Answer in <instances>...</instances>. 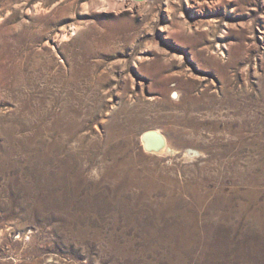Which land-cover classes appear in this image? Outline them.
Masks as SVG:
<instances>
[{
  "label": "rangeland",
  "instance_id": "obj_1",
  "mask_svg": "<svg viewBox=\"0 0 264 264\" xmlns=\"http://www.w3.org/2000/svg\"><path fill=\"white\" fill-rule=\"evenodd\" d=\"M6 155L0 264H264V0H0Z\"/></svg>",
  "mask_w": 264,
  "mask_h": 264
},
{
  "label": "bare ground",
  "instance_id": "obj_2",
  "mask_svg": "<svg viewBox=\"0 0 264 264\" xmlns=\"http://www.w3.org/2000/svg\"><path fill=\"white\" fill-rule=\"evenodd\" d=\"M33 107V106H32ZM31 107L30 109V120L31 121H36L40 116H41V112H38V110L33 109ZM40 111V110H39ZM32 112V113H31ZM75 117V111L68 106V103H64V105L62 106V113L60 114H56L53 117L54 122H63L64 120H66L67 122H70L74 119ZM58 125V124H57ZM72 125V124H71ZM61 126V125H60ZM37 132V131H35ZM34 132V133H35ZM16 136V135H15ZM160 134L159 132H150V133H146L144 134V136L142 137V143L143 146L145 147V150L154 154H168V146L166 144L165 141V136ZM14 137V136H13ZM31 140V139H30ZM30 142V141H28ZM39 142V141H38ZM36 143V142H35ZM37 146V145H36ZM6 153V152H5ZM7 154V153H6ZM16 154V153H15ZM18 155V154H17ZM21 155V154H20ZM23 155V154H22ZM11 156V155H10ZM25 156V154H24ZM23 156V157H24ZM27 157V156H26ZM35 157V156H34ZM42 157V156H41ZM19 158V157H18ZM36 158V157H35ZM13 158H10L9 156H3L0 157V175H2L3 177L7 176L8 170L7 168L13 166ZM44 159V158H43ZM30 160V158H29ZM39 160V158H38ZM19 161V160H18ZM25 162V160H24ZM15 163V162H14ZM29 163V162H28ZM31 163V161H30ZM29 163V164H30ZM17 164V163H16ZM23 164V163H21ZM33 164V163H32ZM39 165V164H38ZM119 165V164H118ZM37 166V165H36ZM41 166V165H40ZM44 167V166H43ZM41 168V167H40ZM41 170V169H40ZM22 178V177H21ZM116 178V177H115ZM16 179V178H15ZM125 179V178H124ZM128 179V178H127ZM140 179V178H139ZM18 180V179H17ZM29 180V179H28ZM122 180V179H121ZM7 183L9 184L11 181H13L11 178H7ZM25 182V181H24ZM147 183V182H146ZM13 184V183H12ZM19 184V183H18ZM9 187V186H8ZM21 187V186H20ZM30 188V187H29ZM27 188V189H29ZM33 188V187H32ZM30 194V193H29ZM29 197V196H28ZM30 198V197H29Z\"/></svg>",
  "mask_w": 264,
  "mask_h": 264
}]
</instances>
